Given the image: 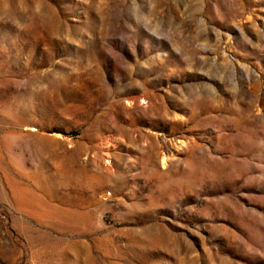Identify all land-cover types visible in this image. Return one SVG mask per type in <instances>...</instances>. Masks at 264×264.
<instances>
[{"label": "rangeland", "instance_id": "rangeland-1", "mask_svg": "<svg viewBox=\"0 0 264 264\" xmlns=\"http://www.w3.org/2000/svg\"><path fill=\"white\" fill-rule=\"evenodd\" d=\"M0 264H264V0H0Z\"/></svg>", "mask_w": 264, "mask_h": 264}]
</instances>
